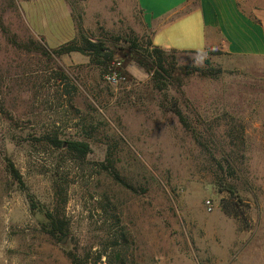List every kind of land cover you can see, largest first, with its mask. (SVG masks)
<instances>
[{"label": "rangeland", "instance_id": "1", "mask_svg": "<svg viewBox=\"0 0 264 264\" xmlns=\"http://www.w3.org/2000/svg\"><path fill=\"white\" fill-rule=\"evenodd\" d=\"M237 3L264 24V0ZM85 39L106 42L108 69L53 53ZM148 42L136 0H0V264H71L76 250L99 264H264V56L168 50L158 90L139 65ZM56 208L70 233L52 238Z\"/></svg>", "mask_w": 264, "mask_h": 264}, {"label": "crops", "instance_id": "2", "mask_svg": "<svg viewBox=\"0 0 264 264\" xmlns=\"http://www.w3.org/2000/svg\"><path fill=\"white\" fill-rule=\"evenodd\" d=\"M136 1L160 49L264 56V24L242 13L237 0Z\"/></svg>", "mask_w": 264, "mask_h": 264}, {"label": "trees", "instance_id": "3", "mask_svg": "<svg viewBox=\"0 0 264 264\" xmlns=\"http://www.w3.org/2000/svg\"><path fill=\"white\" fill-rule=\"evenodd\" d=\"M25 47H28L29 50L34 49L35 51H39L43 54L47 53L44 49L41 50L39 45L32 44ZM75 52L90 56L94 62L106 67V69L109 68L110 64L113 61V53L107 50L106 42L104 41L92 42L88 39H85L83 45L69 44L53 51L54 54H57L59 56ZM146 52V59L149 61V64L143 63L139 60V65L146 68L147 66H150V69L152 70V79L154 85L158 90H164L169 84L168 78H172L171 72H173L175 69L173 66V61L169 62V57L166 55L168 50L160 49L154 46L152 42H148ZM171 111L178 116L181 124L185 128L190 129L189 122L177 105L173 106ZM47 139L48 142L55 148H67L68 152L77 159H84L91 152L90 145L84 141L65 142L58 137H49ZM8 171L13 179L19 183L21 190L27 192L22 176L12 162L8 163ZM59 189V186H57L55 190V196L57 199V203L63 206L66 203V198L64 199V195L59 191ZM26 195L30 203L31 211L34 212L43 209L35 200V197L33 195L29 194L28 192ZM227 213H230V211H227ZM45 218L47 219V223L45 224V231L52 238H57L60 235L67 236L70 233V224L66 220V217L58 212V208H56L55 210H46ZM116 245V241L111 240V242L107 244V248ZM92 255L93 254L91 253V251L86 255H83L78 250H76L70 251L68 253V258L71 264H99L102 260V257L104 256V253H97L95 258H92Z\"/></svg>", "mask_w": 264, "mask_h": 264}, {"label": "built area", "instance_id": "4", "mask_svg": "<svg viewBox=\"0 0 264 264\" xmlns=\"http://www.w3.org/2000/svg\"><path fill=\"white\" fill-rule=\"evenodd\" d=\"M110 83H113L116 81V78L114 76H110L107 78Z\"/></svg>", "mask_w": 264, "mask_h": 264}]
</instances>
